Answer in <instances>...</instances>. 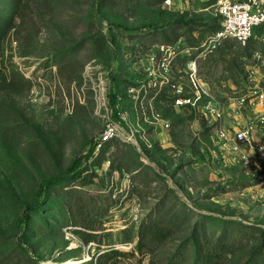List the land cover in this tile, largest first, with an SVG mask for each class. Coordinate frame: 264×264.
Returning <instances> with one entry per match:
<instances>
[{"label": "rangeland", "instance_id": "374dc122", "mask_svg": "<svg viewBox=\"0 0 264 264\" xmlns=\"http://www.w3.org/2000/svg\"><path fill=\"white\" fill-rule=\"evenodd\" d=\"M215 1L0 0V264H98L109 248L121 255L107 264H192V241L217 264L264 263V165L252 153L233 163L208 119L172 106V85L188 92L194 48L219 24ZM162 45L177 50L167 74L150 61ZM196 70L219 101L245 92L251 72L264 88V46L224 42ZM112 124L118 136L99 144ZM152 216L168 235L139 251Z\"/></svg>", "mask_w": 264, "mask_h": 264}, {"label": "built area", "instance_id": "2783aa9c", "mask_svg": "<svg viewBox=\"0 0 264 264\" xmlns=\"http://www.w3.org/2000/svg\"><path fill=\"white\" fill-rule=\"evenodd\" d=\"M163 3L170 5L171 0H164ZM213 8L219 20V29L207 36L198 48H194L199 53L188 64V92L181 86L172 85V106L181 113L199 112L208 119L215 126V146L224 157L233 163L247 166L252 153L260 167L264 165V137L258 134L257 123L264 121V117L243 120L242 112L249 108L264 112V88L253 83L254 73L251 72L245 92L229 96L224 102L219 101L213 96L208 85L198 77L196 59L201 54L213 52L224 42L231 41L245 46L255 29L264 26V0H216ZM260 40L264 42V35ZM190 50L191 48L185 47L184 51L188 53ZM176 55L175 46L162 45L160 57L156 59L153 55L150 61L157 63L158 71L162 70L167 74ZM253 57L259 60L261 55L255 52ZM160 76L166 80V75L162 76L161 73ZM117 132V124L107 125L99 136V144L117 137Z\"/></svg>", "mask_w": 264, "mask_h": 264}, {"label": "trees", "instance_id": "16d2710c", "mask_svg": "<svg viewBox=\"0 0 264 264\" xmlns=\"http://www.w3.org/2000/svg\"><path fill=\"white\" fill-rule=\"evenodd\" d=\"M158 2L161 3V5L163 4V0H157ZM216 20H218V18H215ZM178 23H184V21H182V19H178L177 20ZM219 29V24H216L215 26H213L211 28V32L210 33H214L215 31H217ZM264 30V26H260L257 27L254 31V34L252 36V38L248 41V43L244 46V47H248L249 44L252 41H256L258 45L260 46H264V42H262L260 39H257L255 36L256 34L260 35V32ZM257 52V51H256ZM115 103H117V96L116 94H109V105L111 107H113L115 105ZM182 115H184L187 118H192V113H185L182 112ZM92 153V152H90ZM99 158L101 157V154L98 155ZM81 160L80 159H76L72 165L69 167L68 171L70 174L75 172L80 165ZM79 178V176H78ZM57 178H50L45 180L42 185L45 184H54L56 183ZM43 201H37L35 202V204L31 207H29V211L33 212L35 217H38L40 220L42 219V217H39L42 209H43ZM76 208V206H75ZM25 218H26V223H28V227L29 226V220L31 218L30 214H25ZM156 218H159L158 216H152L149 217L148 220H146L145 222L142 223L140 230H139V235H138V243L136 245V249L141 251L144 248H149L151 245L155 244V243H159L161 241H164L163 239L167 237V233L168 230L165 228V226L160 223L158 220H156ZM79 222H83V221H78ZM33 225V224H32ZM83 228L87 229L88 231H94L95 228H93V226H88V225H83ZM29 229V228H28ZM28 231V230H27ZM25 235H27V232H25ZM93 233H87V237L88 240L87 242H94L95 237L93 236ZM216 247H218V242H216ZM219 247H221V245L219 244ZM191 248H192V252H193V262L192 264H217L218 262V254H216V250L215 253L212 252L209 249H206L204 247V245L202 243H197L192 241L191 242ZM218 251V250H217ZM121 252H119L116 249L113 248H109L108 250L103 251L102 253H100L98 255V259H99V263L98 264H107V262H111L112 260L117 258V256H120ZM178 258V256H176V259ZM176 259H170L169 263L171 264L172 261H176ZM174 264H178L177 262H175ZM264 264V263H262Z\"/></svg>", "mask_w": 264, "mask_h": 264}, {"label": "bare ground", "instance_id": "6f19581e", "mask_svg": "<svg viewBox=\"0 0 264 264\" xmlns=\"http://www.w3.org/2000/svg\"><path fill=\"white\" fill-rule=\"evenodd\" d=\"M79 261V260H78Z\"/></svg>", "mask_w": 264, "mask_h": 264}]
</instances>
